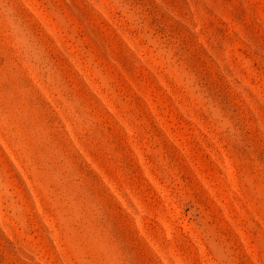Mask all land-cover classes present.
<instances>
[{
	"label": "rangeland",
	"instance_id": "1",
	"mask_svg": "<svg viewBox=\"0 0 264 264\" xmlns=\"http://www.w3.org/2000/svg\"><path fill=\"white\" fill-rule=\"evenodd\" d=\"M0 264H264V0H0Z\"/></svg>",
	"mask_w": 264,
	"mask_h": 264
}]
</instances>
